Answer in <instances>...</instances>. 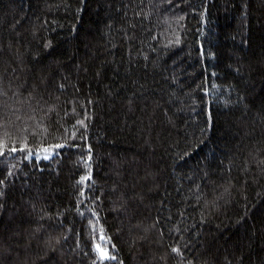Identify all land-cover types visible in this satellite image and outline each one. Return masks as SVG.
Returning <instances> with one entry per match:
<instances>
[{
    "label": "trees",
    "instance_id": "trees-1",
    "mask_svg": "<svg viewBox=\"0 0 264 264\" xmlns=\"http://www.w3.org/2000/svg\"><path fill=\"white\" fill-rule=\"evenodd\" d=\"M0 264H264V0H0Z\"/></svg>",
    "mask_w": 264,
    "mask_h": 264
},
{
    "label": "rangeland",
    "instance_id": "rangeland-1",
    "mask_svg": "<svg viewBox=\"0 0 264 264\" xmlns=\"http://www.w3.org/2000/svg\"><path fill=\"white\" fill-rule=\"evenodd\" d=\"M103 252H105V253H107V256L106 257H102V255H101V250H99V253H100V256H101V258H103V259H106V258H108L109 257V255H108V251L107 250H102Z\"/></svg>",
    "mask_w": 264,
    "mask_h": 264
},
{
    "label": "snow or ice",
    "instance_id": "snow-or-ice-1",
    "mask_svg": "<svg viewBox=\"0 0 264 264\" xmlns=\"http://www.w3.org/2000/svg\"><path fill=\"white\" fill-rule=\"evenodd\" d=\"M85 179H87V177H86ZM97 247L99 248V246H97ZM101 255H102V257H106V256H107V253H105V252H103V251L101 250Z\"/></svg>",
    "mask_w": 264,
    "mask_h": 264
}]
</instances>
